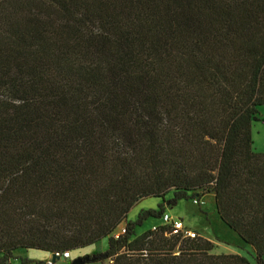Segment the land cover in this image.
I'll return each mask as SVG.
<instances>
[{
	"label": "trees",
	"instance_id": "obj_1",
	"mask_svg": "<svg viewBox=\"0 0 264 264\" xmlns=\"http://www.w3.org/2000/svg\"><path fill=\"white\" fill-rule=\"evenodd\" d=\"M262 108L264 0H0V264L92 246L82 264H264ZM170 193L213 194L254 262L136 235L165 213L131 209Z\"/></svg>",
	"mask_w": 264,
	"mask_h": 264
},
{
	"label": "rangeland",
	"instance_id": "obj_2",
	"mask_svg": "<svg viewBox=\"0 0 264 264\" xmlns=\"http://www.w3.org/2000/svg\"><path fill=\"white\" fill-rule=\"evenodd\" d=\"M261 120L252 126L253 147L256 153H264V109L261 112ZM172 198V193L164 199L146 198L138 202L128 214V221H136L139 214L143 210H159L168 213L172 218L182 220L185 226L195 231L199 237L211 241L215 248L213 254H239L249 258L254 262V252L251 246L245 245L239 236L224 225L216 211L215 200L213 194H206L200 199L199 205L195 204L193 199L180 200L175 206L169 205V200ZM122 225L120 229L124 228ZM163 226L162 218H148L142 226L137 227L135 234L141 235L147 230L155 229ZM108 247V239L103 240L101 248L106 250ZM96 250L92 246L86 249L79 250L72 254L69 260L60 259L55 264H69L74 257L82 258ZM37 251V250H36ZM36 251L18 250L14 252L13 257L7 264H48L49 258H45ZM100 264V263H95ZM105 264H109L108 261Z\"/></svg>",
	"mask_w": 264,
	"mask_h": 264
},
{
	"label": "built area",
	"instance_id": "obj_3",
	"mask_svg": "<svg viewBox=\"0 0 264 264\" xmlns=\"http://www.w3.org/2000/svg\"><path fill=\"white\" fill-rule=\"evenodd\" d=\"M194 203L199 205L200 202L195 200ZM161 218L163 221V225L170 227L172 231V235L180 236L182 238H191V239L198 237V234L195 231L188 229L182 220H177L175 218H172L168 213L163 214ZM125 233H126V229L123 228L119 233L115 235V237L118 238L120 235L125 234ZM53 256H56L60 259L69 260L71 258V253L68 251L62 254L54 253L51 255V258L48 261V264H55L53 262Z\"/></svg>",
	"mask_w": 264,
	"mask_h": 264
},
{
	"label": "water",
	"instance_id": "obj_4",
	"mask_svg": "<svg viewBox=\"0 0 264 264\" xmlns=\"http://www.w3.org/2000/svg\"><path fill=\"white\" fill-rule=\"evenodd\" d=\"M60 258L56 257V256H53V262L54 263H57V261H59ZM69 264H82V260L80 258H77L75 260H73L71 263Z\"/></svg>",
	"mask_w": 264,
	"mask_h": 264
},
{
	"label": "crops",
	"instance_id": "obj_5",
	"mask_svg": "<svg viewBox=\"0 0 264 264\" xmlns=\"http://www.w3.org/2000/svg\"><path fill=\"white\" fill-rule=\"evenodd\" d=\"M263 109H264V108L261 109V112L263 111ZM255 123H256V122H255ZM255 123H254V124H255ZM245 245H246V244H245ZM38 253H39V252H38ZM39 254H40V255H43L46 259H47V258H49V259L51 258V254H49V253H43V252H40ZM72 260H74V257H73Z\"/></svg>",
	"mask_w": 264,
	"mask_h": 264
}]
</instances>
